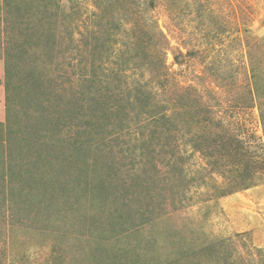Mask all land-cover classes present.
<instances>
[{"label": "rangeland", "instance_id": "obj_1", "mask_svg": "<svg viewBox=\"0 0 264 264\" xmlns=\"http://www.w3.org/2000/svg\"><path fill=\"white\" fill-rule=\"evenodd\" d=\"M0 264H264V0H0Z\"/></svg>", "mask_w": 264, "mask_h": 264}]
</instances>
